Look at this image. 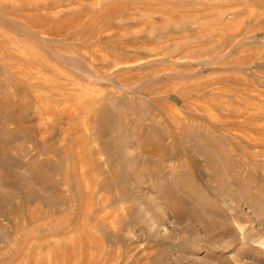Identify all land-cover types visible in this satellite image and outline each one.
Segmentation results:
<instances>
[{"label": "rangeland", "instance_id": "obj_1", "mask_svg": "<svg viewBox=\"0 0 264 264\" xmlns=\"http://www.w3.org/2000/svg\"><path fill=\"white\" fill-rule=\"evenodd\" d=\"M0 264H264V0H0Z\"/></svg>", "mask_w": 264, "mask_h": 264}]
</instances>
